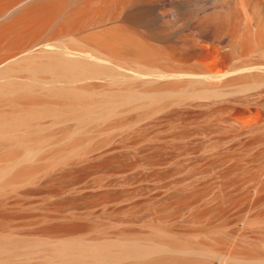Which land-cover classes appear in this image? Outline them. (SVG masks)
<instances>
[{
  "label": "bare ground",
  "instance_id": "obj_1",
  "mask_svg": "<svg viewBox=\"0 0 264 264\" xmlns=\"http://www.w3.org/2000/svg\"><path fill=\"white\" fill-rule=\"evenodd\" d=\"M84 129L114 130L117 145L151 149L137 171L157 191L211 193L221 210L224 203L240 206L235 217L218 210L214 216L220 225L233 224L231 239H244L246 200L251 194L255 204L264 199V163L246 158L264 145V0H0V176L35 172L28 163L32 146L39 147L38 160L45 145L87 139L79 135ZM204 153L214 168L227 164L226 171L225 164L222 172L212 169L220 181L205 177L213 172L203 169V160L198 164ZM114 168L103 177L122 173ZM211 209L203 212L211 216ZM251 218L264 219V210ZM255 237L244 239L249 246L214 237L213 245L201 240L174 248L208 247L211 258L195 264H229L235 253L264 259V244L258 245L264 238Z\"/></svg>",
  "mask_w": 264,
  "mask_h": 264
},
{
  "label": "rangeland",
  "instance_id": "obj_2",
  "mask_svg": "<svg viewBox=\"0 0 264 264\" xmlns=\"http://www.w3.org/2000/svg\"><path fill=\"white\" fill-rule=\"evenodd\" d=\"M85 131V129L84 132L79 131V135H87L88 137L82 141L76 143L64 141L57 147L50 145L41 147L46 155L38 160L35 155L39 151V147L32 146L30 149L32 158L28 163L34 169H37L35 172L14 178L6 176V174L0 176V213H6L4 214L6 216L0 215V256L2 257H0V264L2 262V264H160L157 260L162 257H172V259L183 257V259L186 258L191 261L190 264H193L198 260L202 261L207 258L209 260L212 255L211 250L206 246L202 247L201 250L187 249L185 251L176 250L174 247L181 246L185 242L192 245L201 240L202 242L206 241L204 243L213 245L216 239L227 240L229 243L231 242V245L238 241L237 243L240 242L238 245L247 246V243L250 242L249 239H252V235L253 238L255 236L258 238L263 236L262 239L264 238V232L262 233L264 227L259 225H264V219L251 218L254 213L264 210V199L261 203L255 204L253 202L255 196L251 194L250 201L246 200L248 204H251L248 205L250 209L247 211V207L245 209L246 213L243 212L245 215L242 213L241 216L245 222L244 225L247 226L245 231H248L245 232L244 239L246 238V241H249L246 242L243 237L234 235V242L231 239L233 235L229 233L233 224L220 225L218 220H221V217H219L221 212L230 217L234 213L237 216L240 206L237 208V205H232L230 208V204L228 206L227 203V205L224 203L223 207L225 206L228 211L226 212L225 209L222 208L223 211L215 206V201H217L218 206L219 202L217 196L214 198L211 193L210 196H207L208 193L199 195L157 191L152 186L154 185L152 178L149 181L147 179L150 178L142 179L138 173L139 171H137L139 170L137 167L139 162L146 163L148 157L152 156L151 149H144L143 153L142 149L135 146H123L119 144L121 142L117 145L116 142L120 141V137L118 136L119 133L117 134V131L114 130H103L94 133ZM262 139L264 140V138ZM240 148L241 146L235 147L236 151L240 150L239 152L243 153L244 148H241L243 150ZM256 149L253 151L258 154L259 152ZM261 149L262 151H260ZM258 150L260 151L258 155L252 154L253 151L247 152L248 157L246 158H248V161L252 155L261 158L254 157V161L250 160L249 165L252 166L251 161L256 166L261 162L264 163L262 161L264 155L261 156V152L262 154L264 152V145L262 144V148ZM139 152L141 153L139 154ZM204 155L198 157V161L201 157V162L197 160L196 162L199 165L203 164L202 160L207 163L201 165L202 167L204 165L208 166L210 162L209 166L211 165L212 168L206 166L207 169H203L206 172L208 171L207 173H214L205 177L208 180L211 177L216 182L220 181L217 173L222 172L220 169H223V164H225L224 169L226 171L227 164H222L219 161L221 165L217 161L221 167L214 168V161L211 158L209 161L208 155ZM195 158L197 156L192 158L193 161H195ZM256 159L259 161H256ZM107 160L111 161L105 164L104 162ZM211 161H213V164ZM217 162L215 161V163ZM258 162L260 163L258 164ZM248 164L247 166H249ZM254 165L253 168L251 167L252 170H254V167L256 168ZM112 167H115L116 170L122 168L121 175L118 174L117 179L114 177H105V179L104 174L113 169ZM147 167L145 168L147 171L144 170V172H148L147 175L149 174V176L147 177H150L152 168L151 165L148 169ZM213 168L219 169H216V172H218L212 171ZM251 169L250 171H252ZM213 176L216 178H213ZM102 177L106 180V183ZM206 178H203L204 182H208ZM211 178L209 183H215V181L212 182ZM199 179L203 181L201 177ZM97 181L101 182V186L96 184ZM103 183L105 184L103 185ZM202 195H206L207 200L206 196L203 197ZM198 196L199 198L202 196V198L197 200ZM209 197L216 200H210ZM209 200L211 205L208 202ZM2 202L5 203L2 204ZM247 203H244V205ZM185 207L187 210L191 208L192 210L187 211ZM208 207L210 209L213 207V215L211 216V211L208 215L203 212ZM195 208L198 209L197 212L199 211L198 215ZM229 209H232V212ZM172 210L175 213L177 212L176 214L179 211L180 217L179 215H173L175 213ZM215 210L219 211V216H214L217 215ZM249 212L253 216L249 215ZM164 214H166L165 217L168 215L166 218L169 219H166ZM212 216L216 218L215 222ZM160 217L162 220H160ZM215 223L216 226H214ZM254 223H256V226ZM169 227H172L173 230L169 231ZM255 231H258L259 235L254 233ZM249 233L253 234L250 235ZM219 234H222V236ZM223 236L232 237L229 239ZM236 237L238 238L236 239ZM160 238L165 243L162 244L158 240ZM176 241L180 242L177 244ZM261 243L264 244V240L258 242V245H262ZM168 244H170L169 246L172 245L173 247H171L174 249L168 247ZM228 262L229 264H264V259L243 258L235 253L231 255Z\"/></svg>",
  "mask_w": 264,
  "mask_h": 264
}]
</instances>
